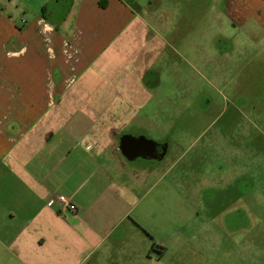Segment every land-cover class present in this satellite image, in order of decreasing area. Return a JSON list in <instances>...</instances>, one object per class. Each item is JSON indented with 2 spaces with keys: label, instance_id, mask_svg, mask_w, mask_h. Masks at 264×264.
Instances as JSON below:
<instances>
[{
  "label": "crops",
  "instance_id": "obj_1",
  "mask_svg": "<svg viewBox=\"0 0 264 264\" xmlns=\"http://www.w3.org/2000/svg\"><path fill=\"white\" fill-rule=\"evenodd\" d=\"M185 1L145 18L123 0H69L58 26L46 14L19 20L12 0H0V264H99L137 225L139 203L163 182L169 154L160 116L143 111L156 61L171 66L186 49L196 58L187 61L192 69L217 78L234 50L222 27L264 43V0H211L209 30L187 17ZM194 1L195 11L205 7ZM126 138L166 148L158 158L132 157ZM59 195L78 211L55 202Z\"/></svg>",
  "mask_w": 264,
  "mask_h": 264
},
{
  "label": "rangeland",
  "instance_id": "obj_2",
  "mask_svg": "<svg viewBox=\"0 0 264 264\" xmlns=\"http://www.w3.org/2000/svg\"><path fill=\"white\" fill-rule=\"evenodd\" d=\"M123 1L146 18L147 10L162 17L166 4L178 0ZM212 1L201 0L205 7L195 11L191 7L195 1L186 0L184 12L188 18L202 20V27L209 30ZM69 7V0L11 3L19 20L33 22L46 14L58 26L67 18ZM43 28L44 33H53L49 25ZM222 28L225 36L234 37V50L227 69L218 72V80L204 69L203 75L192 69L187 61L196 58L186 49H181V58H173L171 66L161 57L156 61L153 98L143 111L154 110L168 134L169 154L160 170V176L165 172L164 179L139 203L137 225L112 242L109 257H101L99 264H260L264 43L238 35L229 24ZM211 47L210 52L218 54ZM176 68L182 71L179 75ZM74 87L78 89L79 84ZM89 92L83 90L82 95ZM159 132L154 129L149 135L158 139ZM160 176L155 174L156 180Z\"/></svg>",
  "mask_w": 264,
  "mask_h": 264
},
{
  "label": "flooded vegetation",
  "instance_id": "obj_3",
  "mask_svg": "<svg viewBox=\"0 0 264 264\" xmlns=\"http://www.w3.org/2000/svg\"><path fill=\"white\" fill-rule=\"evenodd\" d=\"M161 146L166 148V143L163 145H159L158 143H149V141H146L144 138H126L123 140L122 144L124 152L132 157L149 153L155 158H158L162 150ZM227 229L230 230L228 227Z\"/></svg>",
  "mask_w": 264,
  "mask_h": 264
},
{
  "label": "built area",
  "instance_id": "obj_4",
  "mask_svg": "<svg viewBox=\"0 0 264 264\" xmlns=\"http://www.w3.org/2000/svg\"><path fill=\"white\" fill-rule=\"evenodd\" d=\"M55 202H57L58 204H60L61 206L71 210L72 212H77L78 211V207L72 202L70 201V199H68L67 197L63 196V195H59L56 199Z\"/></svg>",
  "mask_w": 264,
  "mask_h": 264
},
{
  "label": "trees",
  "instance_id": "obj_5",
  "mask_svg": "<svg viewBox=\"0 0 264 264\" xmlns=\"http://www.w3.org/2000/svg\"><path fill=\"white\" fill-rule=\"evenodd\" d=\"M45 8H43V12H44Z\"/></svg>",
  "mask_w": 264,
  "mask_h": 264
}]
</instances>
